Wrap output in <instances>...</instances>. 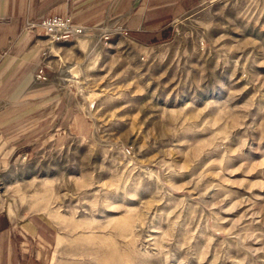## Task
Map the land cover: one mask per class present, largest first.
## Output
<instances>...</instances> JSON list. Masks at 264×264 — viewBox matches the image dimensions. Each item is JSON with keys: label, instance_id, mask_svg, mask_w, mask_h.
<instances>
[{"label": "rangeland", "instance_id": "1", "mask_svg": "<svg viewBox=\"0 0 264 264\" xmlns=\"http://www.w3.org/2000/svg\"><path fill=\"white\" fill-rule=\"evenodd\" d=\"M122 28L62 70L88 132L0 157V210L56 228L51 264H264V0Z\"/></svg>", "mask_w": 264, "mask_h": 264}, {"label": "crops", "instance_id": "2", "mask_svg": "<svg viewBox=\"0 0 264 264\" xmlns=\"http://www.w3.org/2000/svg\"><path fill=\"white\" fill-rule=\"evenodd\" d=\"M199 0H0V157L42 145L63 147L89 130L81 112L76 79L62 72L80 54L82 42L51 43L24 25L51 16H70L83 26H122L142 43L167 40L172 24ZM78 50V51H77ZM93 53V52H90ZM44 67L46 81H37ZM69 76V77H68ZM57 230L42 215L0 210V264H51Z\"/></svg>", "mask_w": 264, "mask_h": 264}, {"label": "built area", "instance_id": "3", "mask_svg": "<svg viewBox=\"0 0 264 264\" xmlns=\"http://www.w3.org/2000/svg\"><path fill=\"white\" fill-rule=\"evenodd\" d=\"M24 31L27 33L40 34L51 43H72L95 35V42L105 46L109 44L114 34L113 32L118 35H126V31L121 26L115 28L113 31L102 30L101 28H93L78 24L70 16H51L38 21H28L24 25ZM44 67L45 66H40L38 68L35 75L37 81L47 80Z\"/></svg>", "mask_w": 264, "mask_h": 264}]
</instances>
